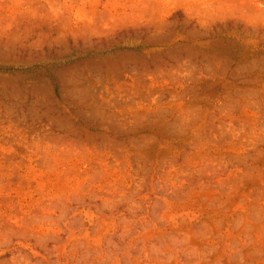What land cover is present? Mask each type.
<instances>
[{"label":"rangeland","instance_id":"1","mask_svg":"<svg viewBox=\"0 0 264 264\" xmlns=\"http://www.w3.org/2000/svg\"><path fill=\"white\" fill-rule=\"evenodd\" d=\"M0 264H264V0H0Z\"/></svg>","mask_w":264,"mask_h":264},{"label":"trees","instance_id":"2","mask_svg":"<svg viewBox=\"0 0 264 264\" xmlns=\"http://www.w3.org/2000/svg\"><path fill=\"white\" fill-rule=\"evenodd\" d=\"M55 92L58 93V87L55 85Z\"/></svg>","mask_w":264,"mask_h":264}]
</instances>
